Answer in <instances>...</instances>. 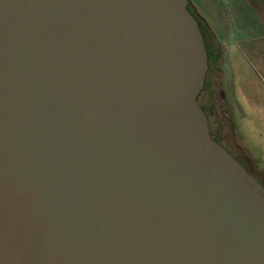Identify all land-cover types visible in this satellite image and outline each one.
Returning a JSON list of instances; mask_svg holds the SVG:
<instances>
[{
    "label": "water",
    "instance_id": "water-1",
    "mask_svg": "<svg viewBox=\"0 0 264 264\" xmlns=\"http://www.w3.org/2000/svg\"><path fill=\"white\" fill-rule=\"evenodd\" d=\"M186 4L0 0V264H264Z\"/></svg>",
    "mask_w": 264,
    "mask_h": 264
},
{
    "label": "rangeland",
    "instance_id": "rangeland-1",
    "mask_svg": "<svg viewBox=\"0 0 264 264\" xmlns=\"http://www.w3.org/2000/svg\"><path fill=\"white\" fill-rule=\"evenodd\" d=\"M263 18L264 14L224 13L213 19L222 59L208 77L219 88L208 108L213 135L224 147L241 146L260 165H264V28L247 21Z\"/></svg>",
    "mask_w": 264,
    "mask_h": 264
},
{
    "label": "flooded vegetation",
    "instance_id": "flooded-vegetation-1",
    "mask_svg": "<svg viewBox=\"0 0 264 264\" xmlns=\"http://www.w3.org/2000/svg\"><path fill=\"white\" fill-rule=\"evenodd\" d=\"M186 9L195 18L199 26L207 52L208 69L204 87L197 100L199 106L207 116L209 133L214 139L215 136L209 125L208 108L212 105L215 90L219 88L215 87V80H208V77L210 78L212 66H216L218 62H221L222 54L217 45V36L214 32L217 22L213 19L217 17L218 20L219 14L224 13L237 15L264 14V0H187ZM247 22L259 28H264V18L262 21L248 20ZM216 73L218 74V72ZM214 140H217L216 142L222 145L218 139L215 138ZM222 146L224 147V145ZM224 148L264 187V165L258 164V161L254 157H249L245 149L239 145H233V147L225 146Z\"/></svg>",
    "mask_w": 264,
    "mask_h": 264
}]
</instances>
